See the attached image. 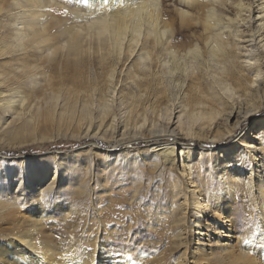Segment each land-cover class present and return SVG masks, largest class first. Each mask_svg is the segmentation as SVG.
Returning a JSON list of instances; mask_svg holds the SVG:
<instances>
[{
    "label": "bare ground",
    "instance_id": "6f19581e",
    "mask_svg": "<svg viewBox=\"0 0 264 264\" xmlns=\"http://www.w3.org/2000/svg\"><path fill=\"white\" fill-rule=\"evenodd\" d=\"M255 3L0 0V146L33 131L46 108L60 126L75 122L76 141L94 140L93 148L105 140L131 148L167 137L180 145L177 174L170 153L158 147L155 154L165 172L171 231L183 250L174 264H192L191 253L203 264H264V118L249 124L264 111V3ZM127 90L136 92L129 103ZM120 112L127 122H119ZM243 122L253 134L240 139L242 156L241 146L228 142ZM196 139L216 149L209 162L215 159L219 181L205 191L203 175L199 182L194 175ZM20 176L10 183L22 188ZM239 196L256 210L252 234L239 227L240 218L248 221ZM47 207H37L39 222ZM10 242L0 246L5 264H84L76 249L62 263L49 244L26 234ZM107 253L98 264L120 263Z\"/></svg>",
    "mask_w": 264,
    "mask_h": 264
},
{
    "label": "rangeland",
    "instance_id": "374dc122",
    "mask_svg": "<svg viewBox=\"0 0 264 264\" xmlns=\"http://www.w3.org/2000/svg\"><path fill=\"white\" fill-rule=\"evenodd\" d=\"M250 1L256 2L254 7L264 3L263 0ZM69 14L72 15L71 12ZM191 32L195 29L188 34ZM32 93L28 91V97H32ZM135 93L127 90L126 103L135 100L130 98ZM45 94L46 91H43L41 96L48 98L49 95ZM122 115L120 112L119 122L127 120ZM159 115L153 117L154 121L161 120ZM49 117L47 108L43 109L36 120V129L23 132L16 141L12 139L7 148L0 146V246L12 244V240L19 244L26 234L36 241V245L42 241L49 244L51 247L46 244L47 247L62 263L73 258L69 253L72 249L78 251L76 257L84 264H98V258L104 251H108L107 254L119 264L177 263L183 250L171 231L170 198H167L164 188L165 172L157 166L155 152L160 147L170 153L176 173L180 145L175 147L165 137L131 148L122 145L114 147L105 140L93 148L91 144L94 140L76 141L73 134L75 122L70 128L69 122L60 126L58 119L55 121ZM250 117L249 124L261 120L264 111L258 117ZM95 124L99 125L97 121ZM246 126L243 122L237 136L231 137L228 142L230 147L241 146L239 152L242 156L243 146L238 143L240 139L247 140L243 138L247 133L253 134ZM111 134L112 131L108 133L109 138ZM192 150L194 175L198 182V176L203 175L200 183L205 191L208 183L217 184L219 181L215 177V159L209 162L216 149L206 140L196 139ZM249 167L247 162L242 169L248 172ZM19 175L23 180L22 188L20 181L10 183ZM41 190L44 192L40 193ZM17 196L20 200L16 199ZM240 199L238 206L246 205L248 213L242 212V216L248 221L246 225L240 218L239 227L252 234V215L256 210L249 209L248 197L242 198L245 203ZM39 205L49 206L50 213L43 222H39L36 215ZM35 223L38 226L35 227ZM242 234L240 232L237 236ZM18 248L22 253V247ZM92 256L97 259L92 260ZM188 258L192 264H203L195 262L192 253ZM0 264L5 263L0 261Z\"/></svg>",
    "mask_w": 264,
    "mask_h": 264
}]
</instances>
